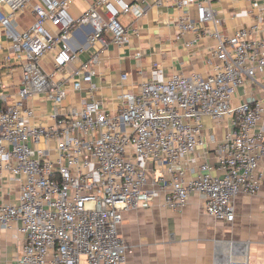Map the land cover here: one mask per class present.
Listing matches in <instances>:
<instances>
[{
  "label": "built area",
  "instance_id": "1",
  "mask_svg": "<svg viewBox=\"0 0 264 264\" xmlns=\"http://www.w3.org/2000/svg\"><path fill=\"white\" fill-rule=\"evenodd\" d=\"M30 1L0 0V23L12 40L10 55L22 62L15 100L9 103L0 94V178L7 172L19 186L17 202H0V225H19L18 263L127 264L133 250L119 233L123 213L151 207L161 198L166 207L181 210L200 194L209 216L233 222L235 198L257 195L264 183V101L233 104L238 87L264 77V12L256 23L228 35L216 0H173L180 9L196 8L195 19L189 12L180 18L182 33L216 40L212 72L166 80L154 75L137 92L123 93L121 107L112 113L95 96L96 57L69 69L77 57L69 39L77 26L92 23L90 43L111 32L116 44L125 45L130 35L120 16L141 14L138 5L97 0L74 18L69 11L74 0H38L35 22L20 32L15 20ZM252 7L264 8V1L253 0ZM47 53L54 54L52 72L39 62ZM68 69V75L57 78ZM83 82L90 84L89 98L81 108L64 106L70 89H82ZM36 96L53 102L54 125L33 122L30 100ZM205 116L217 124L230 122L217 147V173L205 161L187 180L186 166L196 163L204 144ZM226 264L251 262L245 256Z\"/></svg>",
  "mask_w": 264,
  "mask_h": 264
},
{
  "label": "crops",
  "instance_id": "2",
  "mask_svg": "<svg viewBox=\"0 0 264 264\" xmlns=\"http://www.w3.org/2000/svg\"><path fill=\"white\" fill-rule=\"evenodd\" d=\"M136 4L141 14L130 12L120 16L128 28L130 41L118 45L111 32L103 35V41L90 43L95 31L92 23L77 26L69 39L77 57L69 69L96 57L94 77L95 96L104 107L117 113L122 105L120 96L127 91L137 92L142 83L158 75L162 80L174 75L188 76L194 72H212L213 47L216 40L195 32L182 33L180 18L189 12L196 13L195 6L180 9L173 0H125ZM264 1V0H261ZM38 0H31L15 20L16 28L23 32L35 22L33 10ZM97 0H74L69 11L74 18L85 14ZM253 0H216L217 16L223 19L222 29L228 35L236 29L256 23L264 8H253ZM263 4V3H262ZM8 11L7 6H2ZM105 12L104 7H99ZM264 37V24L260 33ZM12 40L0 23V94L11 103L17 96L21 83L22 62L11 56ZM140 53L141 56L137 54ZM11 56V59H8ZM54 54L47 53L39 60L47 72L54 70ZM215 62V60H214ZM69 69L57 76L69 74ZM128 74L127 79L122 75ZM80 90L70 89L64 106L81 108L89 98L90 84L82 83ZM68 86V85H67ZM258 99L264 101V77L258 82L247 80L234 93L233 104ZM35 109L33 122L43 126L54 125L52 118L55 106L52 101L36 96L30 100ZM204 144L200 145L195 157L196 163L187 167V180L196 176L199 165L207 161L217 173V147L229 129V119L220 124L210 116L203 118ZM264 168V162H263ZM194 169V173L193 170ZM161 172H157L159 175ZM168 179V176H165ZM24 179V177H22ZM19 186L5 172L0 178V202L15 203ZM163 198L157 199L151 207L125 211L119 228L120 236L133 250L127 264H226L232 258L248 256L251 264H264V183L255 196L239 195L234 200L236 217L233 222L217 220L206 212L205 197L193 194L189 203L181 210L166 207ZM19 225L4 228L0 225V264H19L23 235Z\"/></svg>",
  "mask_w": 264,
  "mask_h": 264
},
{
  "label": "rangeland",
  "instance_id": "3",
  "mask_svg": "<svg viewBox=\"0 0 264 264\" xmlns=\"http://www.w3.org/2000/svg\"><path fill=\"white\" fill-rule=\"evenodd\" d=\"M197 17L196 13L192 12V18L195 19ZM219 62V61H217Z\"/></svg>",
  "mask_w": 264,
  "mask_h": 264
}]
</instances>
